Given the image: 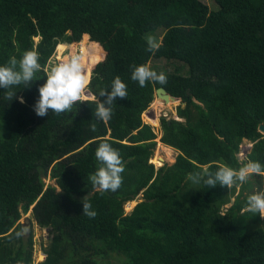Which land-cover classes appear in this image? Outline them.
<instances>
[{"label": "trees", "instance_id": "trees-1", "mask_svg": "<svg viewBox=\"0 0 264 264\" xmlns=\"http://www.w3.org/2000/svg\"><path fill=\"white\" fill-rule=\"evenodd\" d=\"M214 3L213 10L200 0H0V65L31 49L41 65L30 85L0 88V264H36L34 230L27 237L21 223L31 210L53 236L41 264H264V218L244 211L264 175L231 188L187 178L223 164L264 165V0ZM157 31L161 47L149 52L147 38ZM81 41L93 101L37 116L33 105L57 49ZM151 60L166 62L152 69L167 83L140 87L132 66ZM117 75L128 97L116 98L111 119L100 121L99 90L110 91ZM158 88L185 105L177 107L184 120L161 119L159 148L178 155L159 168L150 162L158 133L144 122L157 124L146 110L156 106ZM245 140L253 145L240 161ZM104 141L125 165L115 192H98L89 180ZM86 195L94 218L82 214Z\"/></svg>", "mask_w": 264, "mask_h": 264}, {"label": "clouds", "instance_id": "clouds-1", "mask_svg": "<svg viewBox=\"0 0 264 264\" xmlns=\"http://www.w3.org/2000/svg\"><path fill=\"white\" fill-rule=\"evenodd\" d=\"M147 45L146 50L149 52H155L161 47L154 36L147 38ZM39 59L40 55L34 49L25 50L19 59L16 56L10 57L4 65H0V88L7 90L21 84L30 85L35 74L41 69ZM46 76L45 83L38 89L39 98L33 105L36 115L48 116L49 111L57 115L71 112L73 106L81 100V94L89 83L84 70L83 57L70 53L64 60L53 66ZM131 79L138 82L140 87H146L147 82H156L161 85L167 83V76L164 72L158 73L147 64L133 65ZM7 95L9 99H12L13 96L16 98V93L11 91ZM98 97H103V100L97 99L94 115L96 119L107 122L113 115L112 106L116 98L128 97L127 85L117 75L111 83L110 91L101 88ZM19 102L24 103L25 101L21 97ZM91 129L95 131L96 125L92 124ZM95 157L98 167L89 176L93 189L101 193L117 191L122 185V173L125 171L119 151L113 148L109 142L104 141L99 143ZM252 174L264 175V165L252 160L242 162L239 168L223 164L218 166L215 172L189 173L187 178L193 184L202 182L207 188H213L218 184L231 188L234 185L246 183ZM81 204L82 214L94 218L96 212L87 200V195L81 199ZM244 211L254 215L258 213L264 218V189L256 190L247 196ZM17 235L19 236L20 233ZM16 264H24V262L18 260Z\"/></svg>", "mask_w": 264, "mask_h": 264}, {"label": "rangeland", "instance_id": "rangeland-1", "mask_svg": "<svg viewBox=\"0 0 264 264\" xmlns=\"http://www.w3.org/2000/svg\"><path fill=\"white\" fill-rule=\"evenodd\" d=\"M201 2H203L204 4L208 5L210 9H216V6L214 3L213 4V0H200ZM149 36H154L156 37L157 41L160 42L161 36H162V32H155L153 34H149ZM36 43L39 42V39L35 40ZM91 40L88 38L87 40V44H86V48H89V44H91ZM83 41L79 42L76 45H67V44H62L59 46V48L57 49L55 55L53 56L52 61L50 62L49 66H48V72L50 71V69L57 65L59 62H61L62 60H64L70 53H75L76 55H81L83 56V47H82ZM76 47V48H75ZM74 48V49H73ZM73 49V50H72ZM165 61L160 60V61H156V60H151L150 61V67L153 69H157V70H162L161 68L165 65ZM95 65H93L91 67L92 72H91V76H90V80L93 76V69H94ZM187 70V68H186ZM89 86V85H88ZM87 86V87H88ZM88 91V89L86 88V92ZM94 97H88L83 95V93L81 94V100L83 102L85 101H89L92 100L93 101ZM161 101V102H160ZM154 103H157L156 106H152L153 103L151 104V106L146 110L148 111V115L151 119H157V124H154L152 121L150 120H144V122L149 123L150 125H152V127L155 129V131L158 133V136L156 138L157 140V147L154 150V154L153 157L150 159V162L153 163L157 168L159 167H163L164 164H168V165H172L175 163L176 161V157L178 155V152L173 150V156H167L166 152L164 150V148H159V144L161 143V135H162V126H161V119L162 117H166L167 119H180V120H184L183 118H179L178 114H177V107L178 106H185L184 104L181 103L180 100H178L177 104L171 103L170 106L169 104H165L162 100H159L157 97L154 98ZM159 102V103H158ZM144 115V114H143ZM144 119V117H143ZM164 144V143H163ZM252 143L249 142L248 140H245L241 147H240V153H239V159L240 161H244L246 159L247 154L250 153L251 148H252ZM170 147V146H169ZM164 157V160L158 159L159 157ZM154 160V161H152ZM47 185H56V182L54 180H51V178H47L46 180ZM240 186L237 187L236 189V195H238L239 193V188ZM263 189H264V180H263ZM248 193V192H247ZM142 194H140L139 196H141ZM139 200H133V201H129L125 203V212L126 213H130L131 210L134 208L135 204L138 202ZM263 219V218H262ZM33 220L34 223V227H32L31 221ZM21 223L24 225V230H25V234L28 237L29 234L31 233V230H34V240H35V260H36V264L42 262L43 260H46V255H45V248L49 245L51 239H52V235H50V231L47 229H43L41 228L33 219V213L32 210L29 213H24L23 214V218L21 220ZM26 227V228H25ZM46 257V258H45ZM43 261V262H44ZM41 264V263H40ZM103 264H108L107 261H103Z\"/></svg>", "mask_w": 264, "mask_h": 264}, {"label": "water", "instance_id": "water-1", "mask_svg": "<svg viewBox=\"0 0 264 264\" xmlns=\"http://www.w3.org/2000/svg\"><path fill=\"white\" fill-rule=\"evenodd\" d=\"M89 37V36H88ZM86 96H88L89 98L90 97H92L93 95H91L90 94V92L89 91H87L86 92ZM155 97H157L159 100H162L165 104H168L170 101H175V100H180L179 98H175V97H173L171 94H169L165 89H163V88H158L157 90H156V93H155ZM169 121H171V119H168ZM259 131L262 133V134H264V124H261L260 126H259ZM141 200H144V198L143 199H141ZM138 203V202H137ZM136 203V204H137ZM135 204V205H136ZM30 225H32V223L30 224ZM26 228V227H25ZM25 230H27V229H25Z\"/></svg>", "mask_w": 264, "mask_h": 264}, {"label": "bare ground", "instance_id": "bare-ground-1", "mask_svg": "<svg viewBox=\"0 0 264 264\" xmlns=\"http://www.w3.org/2000/svg\"><path fill=\"white\" fill-rule=\"evenodd\" d=\"M175 101H178V100H175ZM175 101H170L169 103H173V102H175ZM181 101V100H180ZM161 102V101H160Z\"/></svg>", "mask_w": 264, "mask_h": 264}, {"label": "flooded vegetation", "instance_id": "flooded-vegetation-1", "mask_svg": "<svg viewBox=\"0 0 264 264\" xmlns=\"http://www.w3.org/2000/svg\"><path fill=\"white\" fill-rule=\"evenodd\" d=\"M90 82V81H89Z\"/></svg>", "mask_w": 264, "mask_h": 264}]
</instances>
